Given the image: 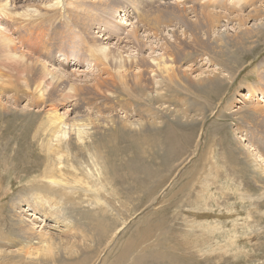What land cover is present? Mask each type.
I'll list each match as a JSON object with an SVG mask.
<instances>
[{"label": "rangeland", "instance_id": "rangeland-1", "mask_svg": "<svg viewBox=\"0 0 264 264\" xmlns=\"http://www.w3.org/2000/svg\"><path fill=\"white\" fill-rule=\"evenodd\" d=\"M36 185L105 243L20 236ZM151 227L123 264H264V0H0V264H110Z\"/></svg>", "mask_w": 264, "mask_h": 264}, {"label": "bare ground", "instance_id": "bare-ground-1", "mask_svg": "<svg viewBox=\"0 0 264 264\" xmlns=\"http://www.w3.org/2000/svg\"><path fill=\"white\" fill-rule=\"evenodd\" d=\"M219 0H215V3H217ZM242 0H238V2H240ZM247 1V0H244ZM253 1V0H251ZM59 3V2H58ZM37 11V10H36ZM58 11L59 10H54V12L51 10V13H45L46 15L40 14L37 17L29 20L28 22H26V25H31V26H38L41 24L43 25V23H47L52 21V23H54L55 21H58V23H61V19L59 18V16L61 17V14L59 16L58 15ZM56 18V19H55ZM57 23V24H58ZM15 24H18V22H15ZM25 28V27H24ZM158 68L161 67V63L160 62H156ZM153 64V63H152ZM163 70V69H162ZM170 72V71H169ZM171 79V77L169 78ZM43 84V82H39L35 85V89H38L39 92L41 90H43V86H41ZM176 86V85H175ZM43 96V95H42ZM55 113V112H54ZM58 114V113H57ZM62 116V115H61ZM51 119V118H50ZM65 120V119H64ZM63 119H61L58 115H54L53 116V120L51 125L53 124L55 131L54 133H59L61 131V125L65 124ZM68 125V124H67ZM66 125V126H67ZM69 125L72 128H79V126L81 125L77 120H73L69 123ZM69 126V127H70ZM79 132V129H77ZM82 131V130H81ZM77 132V133H78ZM53 133V132H52ZM53 136V135H52ZM240 140H243V138H240ZM67 143V142H66ZM56 168L54 167L52 170L47 169L45 172L48 175L49 179H52L51 177L54 175L53 171H55ZM47 175L45 177H47ZM62 180V179H61ZM55 182V180L53 181V183ZM57 182V181H56ZM55 182V183H56ZM61 182V181H60ZM67 184V183H66ZM65 184V185H66ZM61 185V184H60ZM63 185V183H62ZM36 189H38V191H40L39 193H37V197L36 200H29L30 202H28L27 200H23L24 202L27 201V206L26 209L27 211H25L22 207L17 209L18 212L15 213V225H17V232L20 233V236L26 238V239H37V240H46L47 238H50L51 236L48 235L47 233H45V229H40L37 230L36 227H40V224L42 221H45V219L50 218L53 219L55 222H57L58 224L64 223V227L67 229H65L66 234L70 235V232L74 231V232H80L81 234V238L83 237H90V239L92 240L93 243H90L89 245H85L84 247H82L81 251L82 253H84L82 256V258L80 259L81 261H83V259L88 258L91 255V252H89L88 250L91 249L92 247H94V243L96 246H102L105 241L107 240V238L109 237L110 234V230H108L110 227H108V225L105 227L103 226L102 223L103 222V218H98L96 220V224L95 226H93L91 223H87L86 225L92 226L90 228L87 229H91V230H87L84 228H80L76 229L78 227L73 226V225H69V224H65V222L67 221L66 218L62 215V212L59 210L57 204H58V191L57 188H50V187H45V186H40V185H36ZM60 189V188H59ZM35 190V189H33ZM62 192V191H61ZM64 196V194H62ZM61 195V196H62ZM65 197V196H64ZM55 201V202H54ZM20 207V206H19ZM23 209V210H22ZM18 213V214H17ZM36 214H40L38 219L36 217ZM24 215V217H23ZM88 216V215H87ZM45 218V219H44ZM92 219V218H91ZM64 221V222H63ZM70 222V221H69ZM105 225V224H104ZM78 226V225H77ZM84 226V225H83ZM15 228V227H14ZM108 228V229H107ZM122 228V227H121ZM72 229V230H71ZM16 230V229H15ZM71 230V231H70ZM147 233L146 235L143 233V231L141 232L143 234V237H145L144 239L142 238V236L140 234H132L129 238H127V240H125L122 245L119 248V251L116 253L115 257V261H112L110 264H123V262L127 259V255L129 253H132L131 250L135 251L137 249V247L140 245L139 243L142 242H146V238L149 236V231L152 232L153 227H151V230H149V228L147 229ZM59 231V230H58ZM64 232V231H63ZM74 232L72 233V236L74 234ZM77 234V233H76ZM78 236V235H77ZM74 236V237H77ZM71 237V236H70ZM79 238V237H78ZM149 238V237H148ZM147 238V240H148ZM52 239V238H50ZM75 240V239H74ZM47 242V241H46ZM74 242V241H73ZM72 242V243H73ZM71 243V244H72ZM89 243V242H88ZM51 244V243H49ZM74 245V244H73ZM50 248V247H49ZM86 249V250H85ZM76 252H78L76 250ZM75 253V251L73 252ZM124 253V255H123ZM93 254V252H92ZM95 254V253H94ZM123 255V256H122ZM145 257V256H144ZM105 259V258H104ZM140 260V259H139ZM103 262H105L103 260ZM137 263V262H136ZM66 264H71L70 262H67ZM74 264V263H72Z\"/></svg>", "mask_w": 264, "mask_h": 264}]
</instances>
